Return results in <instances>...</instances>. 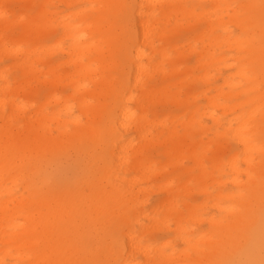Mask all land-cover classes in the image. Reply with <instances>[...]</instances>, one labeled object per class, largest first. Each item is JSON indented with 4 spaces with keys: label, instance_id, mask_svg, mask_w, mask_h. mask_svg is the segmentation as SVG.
Masks as SVG:
<instances>
[{
    "label": "rangeland",
    "instance_id": "374dc122",
    "mask_svg": "<svg viewBox=\"0 0 264 264\" xmlns=\"http://www.w3.org/2000/svg\"><path fill=\"white\" fill-rule=\"evenodd\" d=\"M67 1L70 3L68 8L62 0H7L0 5V10H3L7 14V19L14 23L8 34L10 39L20 33L19 24L25 21L23 16L42 19L38 6L43 4L50 20L56 21L67 14L68 17L63 18L64 22L61 21L60 25L68 23L74 27V35H86L83 43L100 44L98 32L90 30L93 20L99 17V4L92 0ZM27 2L32 4L31 9L26 8ZM243 3L245 0H236L229 8L221 3L220 22L209 23L208 18L214 19L211 10H206L210 4L208 0H201L197 4L206 8L201 10L200 6H195L194 16L187 18L173 15L168 23H164L165 20L157 23V26L168 33L173 27L177 28L167 47V53L171 62H182L178 67L179 76L162 77L160 74H154L149 81L151 84L166 85L168 88V92L161 98L152 100L146 108V115L151 124L144 126L143 131L154 137L151 144H144L142 147V143L136 140L133 130L117 129L122 141L130 139L137 144L136 147H141L140 158L144 163L142 173H135L131 169L129 172L117 171L119 174L117 177L97 175L99 167L103 164L104 153L101 152L108 138L102 126H111L106 123V116L97 124L99 133L95 146L84 140L69 147L63 154L44 160L50 171L46 172V175H39V179L44 177L49 184L55 185L61 191L70 190L73 193L76 214H73L74 220L70 222V226L77 229V232H74L76 234L74 243L70 244L69 248L71 252L79 253L78 264H203L199 263V259H203L212 246L221 239V233L214 227H209V222L225 224L228 218L226 211L235 204L233 197L240 188L236 180L233 182L235 175L229 171L228 161L235 154L239 172H243L245 164L242 161L244 157L241 147L230 135L226 134L227 136L221 139L223 143L221 151H217L212 142L215 139V131L221 133L224 121L233 116L222 107L227 104L233 106L252 95L250 92H244L239 96H225V93L230 91L237 92L238 88L230 89L226 85V81L234 80V69L224 64L231 55H242V52L234 48H226V38L238 37L242 40L249 37V32L240 30L230 21V16L236 13L246 24L242 16ZM190 4L191 2L187 3L186 7L190 8ZM201 11H209L210 17L199 18L197 15ZM111 19L104 21L103 25L109 27ZM209 24L214 26L211 31L208 28ZM113 25L116 31L123 35L127 30L136 31L138 47L141 31L138 29L139 22L134 19L131 10L119 12L113 20ZM56 30L57 34L41 39L35 44H23L18 59L0 56V71L13 86L24 80L17 64L25 57L28 56V61H32L30 63L39 71L37 79L26 88L30 90V96L19 94L20 96L15 97L17 105L22 106L26 103L27 108L41 107L43 113L56 114L66 122L73 121L78 115L80 99L93 106L92 108L109 110L113 94L97 92V89L88 83L87 78L77 71L64 52L72 42L70 37L61 39L62 29L58 27ZM201 32L202 38L197 41V35ZM10 39L9 48L13 46ZM203 45L206 49L207 45L212 47L200 59L203 66H197L199 60L194 52L202 50ZM141 50L144 56L150 55L147 48L141 47ZM107 51L108 53L101 58L102 62L110 65V73L116 75L122 61L116 53L113 56L109 54V50ZM178 54L182 55L180 59H177ZM97 58L98 53L89 49L81 55L80 62L90 64L91 68L100 72L104 67L101 68V64L96 61ZM158 60L160 59L155 56L154 61ZM73 61L75 63V57ZM164 70L168 71L169 68ZM54 74L60 77L69 74L70 81L86 85L89 93L82 96L75 93L66 78L59 88L54 89L49 85ZM203 75L208 78L212 75V78L206 82L202 78ZM188 83H191L193 88V94L190 96L184 94L185 85ZM132 95L137 97V92L133 91ZM209 99H213L215 105L219 106L216 115L219 124L207 117V112L212 110L208 103ZM185 101L190 104L188 109L179 105V103L184 105ZM63 102L65 106L72 108V114L64 113ZM129 106L132 107L133 104L130 103ZM248 108L249 106H246L244 109ZM189 119H192L189 126L192 127L193 135L186 133L183 128ZM17 122L22 125V121ZM198 124L203 126L204 130L199 131ZM173 127L179 136L185 134L187 143L194 144L192 151L183 148L179 154L170 153L168 146L164 149L160 141L155 139ZM191 152L195 155L193 156ZM127 155L132 160L130 151ZM194 157L200 159V165H197ZM146 165H150L148 174ZM128 166L127 163L126 167ZM15 174L12 171L4 172L2 175L0 171V211L5 207L10 209L9 215L0 212V264H39L35 256L39 255V250L46 246L48 241L40 244L34 235L27 234L30 227L28 219L33 213L36 215V205L33 203L36 196L30 195L28 189L24 188L26 185L24 180L12 181L11 178L14 179ZM241 178L244 179V175H241ZM116 186L120 198H115L113 189ZM128 188L136 192L131 204L125 202L122 196L123 191ZM99 190L106 192L94 197L93 194ZM107 197L113 199L109 204L110 214L94 211V205ZM262 218L264 204L259 206L258 221L264 224ZM126 232L133 236V241L137 245L130 258H127L125 246L127 239L123 235ZM262 240L261 244L256 245L250 252L237 251L233 257L229 258L230 255L221 259L220 264H264V238ZM77 257L74 258L75 262Z\"/></svg>",
    "mask_w": 264,
    "mask_h": 264
},
{
    "label": "bare ground",
    "instance_id": "6f19581e",
    "mask_svg": "<svg viewBox=\"0 0 264 264\" xmlns=\"http://www.w3.org/2000/svg\"><path fill=\"white\" fill-rule=\"evenodd\" d=\"M7 0H0L2 5ZM48 1V0H45ZM99 4V17L93 20L90 25L91 32H98L101 39L100 44L83 43L86 35H74L75 29L70 24L60 25L63 18L52 21L47 15L45 6H38L39 15L42 19L32 16H23L24 22L19 24L20 33L18 36L10 39L9 32L13 29L14 23L9 21L6 13L0 10V56H8L12 59H18L22 52V45L25 43L35 44L41 39L57 34V28L62 29L61 39L70 37L71 44L65 49V54L69 57L77 71L87 78L89 84H92L97 92L104 91L105 94H113V102L109 110L97 109L89 106L86 101L80 99L78 105V115L73 121H62L56 114L43 113L41 107L27 108V104L18 106L17 96L29 97V91L26 89L32 81L37 79L35 66L28 61V56L20 60L17 68L20 71L23 81L19 85H11L0 71V171H14V179L24 180L25 187L30 195H35L33 201L36 205V215L33 213L28 223L27 234L34 235L43 244L48 241L46 246H42L39 255L35 256L39 264H78L80 262L77 252H71L70 244L74 243V237L77 229L71 227L70 222L74 220L73 214H76L73 193L70 190L61 191L55 185L39 175H46L50 170L44 164L48 157H55L75 144L86 141L95 146L98 142L97 133L99 128L98 122L106 116V123L111 126H102V130L108 135L107 141L101 153H104L103 164L99 167L97 175H114L117 177L119 170L129 172L131 169L135 173H142L143 162L140 158L141 147L133 140L126 139L122 141L118 135V130H133L137 141L142 143V147L151 144L154 140L152 135L143 131V127L151 124L146 115V108L154 99H159L168 92L166 85L151 84V77L154 74H160L162 77L179 76L182 62H171L167 53V47L171 39L175 36L177 30L173 27L168 33L165 29L157 26L159 22L168 23L173 16L181 15L183 17H192L195 15V6H200L201 10L206 7L199 5L201 0H92ZM62 2L68 8L70 3L67 0ZM190 8L186 7L190 3ZM194 2V3H193ZM236 0H208L210 6L206 10H211L213 20L208 18L209 23L220 22L219 14L221 12L220 4H225L226 8L231 7ZM27 9L32 8V4L27 2ZM246 24L237 16L232 14L230 21L233 22L240 30L248 33L249 37L239 39L238 37H227L226 48H234L242 55H231L227 59L225 66L234 69L233 81H226L230 89L238 88L237 92L225 93V96H239L244 92H250L252 95L243 99L241 102L229 106H223L222 109L230 111L232 118L224 121L222 132L215 131V139L212 146L217 151L223 149L221 139L230 135L231 139L241 147L243 151V163L245 169L238 171L236 167V155L233 154L228 161V169L234 176L233 182L240 185L235 197V204L227 211V220L225 224H219L214 221L209 222V227H214L220 232V240L216 242L211 250L205 254L199 263L203 264H220V260L225 257H233L237 251L250 252L256 245H260L264 238V224L259 221V206L264 204V0H245L242 4ZM132 11L134 19L139 22L138 29L141 31L139 36L138 47L136 45V31L127 30L124 35L117 32L113 20L119 12ZM199 18L209 16V11H201L197 15ZM113 17V19H111ZM111 19V25L106 27L104 21ZM152 21V22H151ZM64 22V21H63ZM151 22V24H150ZM208 25L211 31L214 26ZM177 35V34H176ZM202 38V32L197 35L196 40ZM12 47H8V40ZM217 40V38H216ZM58 43V42H57ZM141 47L149 50L150 55L144 56ZM212 46L203 45V49L195 51L198 56L197 66H203L200 59L203 58ZM116 53L122 61L117 69V74L110 73V65L103 64V56L108 53ZM92 49V52L98 53L97 62L101 64L103 70L97 72V69L91 68L90 64L80 62L81 55ZM211 54V53H210ZM160 60L154 61V58ZM75 57V63L73 58ZM182 55L178 54L177 59ZM214 64V62H213ZM116 65V61H115ZM164 68H169L165 71ZM64 78L68 79V85L75 93L86 95L89 93L86 85H78L70 81L71 77L66 74L60 77L54 74L49 82L54 89L59 88ZM203 80L209 82L210 78L202 76ZM188 82V81H187ZM137 92V97L132 92ZM193 88L191 83L185 85L184 94L192 95ZM132 103L134 110L129 104ZM208 103L212 110L207 112V117L214 123L219 124L217 115L218 105H215L213 99ZM180 107L188 109V101ZM249 106L248 109H244ZM64 113L72 114L71 107L65 106L63 102ZM203 115H206L203 113ZM89 116V117H88ZM22 121V125L18 124ZM188 122L183 126L186 133L193 135L192 127ZM3 127V129H1ZM69 127V128H68ZM199 131L204 130L203 126L198 124ZM227 134V135H226ZM87 139H84V138ZM160 141V145L168 146V150L177 154L181 153L183 148L192 151L193 143H187L185 134L178 135V131L173 127L168 129L164 135L155 137ZM259 140V141H258ZM258 141V142H257ZM205 147L209 148V146ZM132 153V160L128 158L127 153ZM166 153V150H165ZM194 156L195 154L191 152ZM169 155V151L167 152ZM200 160V159H199ZM198 158L194 157L197 165H200ZM127 163L129 164L128 167ZM146 173L150 172V165H146ZM239 175V176H237ZM244 175V179L241 178ZM237 176V177H236ZM119 182V179L117 180ZM99 189V188H97ZM106 191L99 190L94 193L95 196H101ZM115 198H120L119 189L114 187ZM132 192L129 188L123 191L125 202L133 203ZM112 195V194H110ZM113 202L111 197L99 201L94 205L93 210L110 214L109 204ZM31 206V202L29 203ZM115 207V205H114ZM10 209L5 207L0 212L10 214ZM27 219V218H26ZM264 218H262V221ZM223 225V227L221 226ZM23 233L20 235L22 236ZM125 240L127 258H130L137 245L133 241V236L126 232L123 234ZM77 257L76 262L74 258ZM126 259H123L125 261ZM207 261V262H206ZM206 262V263H205ZM37 264V263H36Z\"/></svg>",
    "mask_w": 264,
    "mask_h": 264
}]
</instances>
